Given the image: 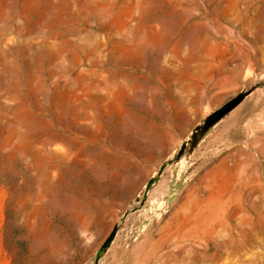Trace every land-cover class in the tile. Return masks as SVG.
Returning a JSON list of instances; mask_svg holds the SVG:
<instances>
[{"label":"rangeland","instance_id":"rangeland-1","mask_svg":"<svg viewBox=\"0 0 264 264\" xmlns=\"http://www.w3.org/2000/svg\"><path fill=\"white\" fill-rule=\"evenodd\" d=\"M0 264H264V0H0Z\"/></svg>","mask_w":264,"mask_h":264},{"label":"water","instance_id":"water-1","mask_svg":"<svg viewBox=\"0 0 264 264\" xmlns=\"http://www.w3.org/2000/svg\"><path fill=\"white\" fill-rule=\"evenodd\" d=\"M245 94L241 93L239 95H237L236 97H234L233 99H231L230 101H228L227 103H225L223 106H221L219 109H217L215 112H213L211 115H209L204 123L200 126H197V128L195 129L193 135H192V140H191V148L196 144L197 139L199 138V136H201L211 125H213L214 123H216L219 119H221L226 113H228L234 106H236L243 98H244ZM185 145L182 147L181 151L179 152V154L177 155V157H180L183 152L185 151ZM151 181L148 183V188L151 186ZM116 229L117 227L114 228V230L112 231V233L110 234V236L107 238L106 242L103 244V248L105 246H107V244L110 243V241L112 240V238L114 237L115 233H116Z\"/></svg>","mask_w":264,"mask_h":264},{"label":"crops","instance_id":"crops-1","mask_svg":"<svg viewBox=\"0 0 264 264\" xmlns=\"http://www.w3.org/2000/svg\"><path fill=\"white\" fill-rule=\"evenodd\" d=\"M235 115L238 114V111L236 113H234ZM232 117H227V118H222L221 120H219L215 127L211 130V132L213 131H221L223 128H225L229 123H231L232 121Z\"/></svg>","mask_w":264,"mask_h":264},{"label":"bare ground","instance_id":"bare-ground-1","mask_svg":"<svg viewBox=\"0 0 264 264\" xmlns=\"http://www.w3.org/2000/svg\"><path fill=\"white\" fill-rule=\"evenodd\" d=\"M254 93V92H253ZM252 93V94H253ZM155 176V175H154ZM162 187H163V183L161 182V183H159L155 188H152L150 191H149V195L150 196H152V197H154L155 199L159 196V194H160V192H161V189H162ZM144 192V191H143ZM141 195V194H140ZM139 195V196H140ZM139 198H141V197H139ZM115 239H116V237H115Z\"/></svg>","mask_w":264,"mask_h":264}]
</instances>
